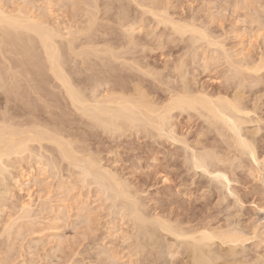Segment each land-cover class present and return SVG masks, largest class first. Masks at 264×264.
Segmentation results:
<instances>
[{"label":"rangeland","instance_id":"374dc122","mask_svg":"<svg viewBox=\"0 0 264 264\" xmlns=\"http://www.w3.org/2000/svg\"><path fill=\"white\" fill-rule=\"evenodd\" d=\"M23 1L24 0L22 1L20 0L19 2H23ZM34 1L36 2L38 1L37 5L39 6H42L44 1L48 2V0H34ZM60 1L62 0H50V2L52 3V7L50 5L51 3L49 2L50 9L54 8L52 10L53 13L58 15L57 16L54 14V16L51 17L49 14L48 16L51 17L50 19L51 21H57V19L58 20L60 19L61 20V21L59 20L60 23L58 22L57 23L61 25V22L64 21L62 24L64 25L65 23L64 27H66L67 25L71 24L70 22L71 19H72V23L83 19L84 17L83 15L85 12V11L83 12V9L86 6L85 4L83 7L77 8V6H82L83 2H85L86 0L85 1L83 0V2L81 3L82 5L79 3L82 0L76 1L77 3H79V5H77L76 3L77 6L73 4V2H70V0H67V1L63 0L65 2L64 3L65 6L63 5V1L62 2ZM114 1H115V4H114ZM114 1L113 0H111V2L108 1L109 3H111V5L108 3L109 5L108 8L111 6V9H112V11L110 10V8L108 9L110 10V12L108 11V15H113V16H116V14L120 15V12L122 13L121 7H124L126 10H128L129 12L128 11L127 12L129 15H133V16L140 15L139 14L140 9H136L135 11V8L137 6L135 7L134 3H131L129 0H128L129 2L127 0L126 1L124 0L123 1L124 4L123 3L119 4L121 0H118V1L114 0ZM163 1L164 0H161V1L159 0L158 2L162 3ZM238 1L240 2L239 4H237ZM246 1L249 2V0H244V1H241V0H168L167 1L166 0L164 3H162L161 7H163L166 4L165 8H169L167 10H168V13H170V16L174 15L173 17L177 19L178 21L183 19L181 20L182 22L180 21L181 23L189 22L187 20L190 19V21L196 20L197 22L195 21V23H197V25L199 23L202 26L206 25L207 27L205 26V28L206 29L208 28V30L210 28V30L212 31L211 33L209 30V33L211 35L214 36L215 34L218 38L221 37L220 39H217L216 36L214 38L216 39V41L219 40V43L222 41L221 45L223 46L225 45L224 49L226 48L225 50H227L229 55L232 56L233 61L241 62L240 60H243V59L244 61L245 60L247 61V59L249 58L247 62L250 63L252 60L253 63L251 62V64L253 66L254 62L255 64H259L260 63L259 61L261 60V58L264 57L263 56L264 55V0H250L249 4ZM158 2L157 4H160ZM166 2H168V5ZM57 3H60V5L59 4L57 5ZM241 3L244 7L241 6ZM105 4H106V1H105ZM113 5H116V7H114ZM126 5H128L130 8ZM246 6L248 8H246ZM74 7H76L75 9H80L83 13L80 10L79 11L82 14L78 10H75L77 11L76 12L77 14H76L75 11L72 10V8ZM119 8L121 9L119 10ZM255 10L258 12L257 15H256ZM104 11L105 10H102V12ZM73 13H74V16L76 15V17H78L77 15H79L80 19L79 17L75 19V17L72 16ZM251 14H253L254 16ZM56 16H57V19L53 20ZM113 16H107L106 14L105 17L111 18ZM250 16H253V18L251 17L253 21L249 19ZM179 17L180 19H178ZM113 18H111V23L113 22ZM147 18L146 19L148 21L146 20L147 21L146 24L147 25L150 24L151 27L147 26L149 27L148 30L146 29V31H143L144 33L138 36L140 37L138 38V40L140 39L139 40L140 42L138 41L139 44L143 46L145 44V46L137 47L138 52L135 49L134 53L139 54L143 49L144 51H142L139 55H136L135 58L137 59L141 58L138 60L139 63L143 61L141 63L142 66L144 65L143 67L145 68L146 67L149 68L148 66H150L151 67L150 70L153 71L154 74L157 72L155 76L157 75L159 77L157 78L155 82L154 81L155 79L153 80L152 77L143 75L142 73L139 74L138 72L133 71L131 73L133 75L135 74L134 75L135 77L139 75L138 77L142 79L143 76H145L142 80H140L138 77L137 78L133 77L135 78V81L139 80L140 82H142L146 80L147 82L146 81L143 82L144 87L146 88L149 87L148 90L151 89L152 91L156 89L155 90L157 92L156 96L161 95L162 97L163 95L164 96L166 95V89L168 90V88L171 87L172 85L171 83H174V85L172 86L176 87L178 84L177 87H181L182 86V84L180 83L181 81L179 80L178 76L176 77L175 75L176 73H174L173 70L176 66L177 61L181 58V56H183V54H185V51L188 52V49H189L187 58L189 57L190 58L186 59L187 61L186 65L188 66L186 67V70L188 68L189 71L187 70V73L189 74V76H191L189 80L191 81V85L193 83V86H192L193 89H195L196 87L200 88L204 86V89H206V91L212 95L214 94L216 95L217 93H221V92L226 93L227 91L232 92V90L236 86L235 83H237V80H235L236 78H233L235 76L232 77L233 75L231 73L233 72L232 68H230V66L228 67L229 64L226 61H224L225 59L224 60L222 59V61L220 62H217L215 60L217 55L220 57L223 56V53H224L223 50L217 47V53H216L215 46L211 47L212 51L210 49L207 50V48H210V47H208L205 41L203 43L202 42L198 43L195 46V48L192 47L191 44H190L191 46L190 47L188 42L186 41L182 42L181 39H180V42H181L180 43L179 39H177L179 37L177 38H174L173 36L169 37L170 32L168 30L164 29V27H161V26L159 28L156 27L155 22L154 21L152 22L153 19H151L152 17L150 15ZM74 19L77 21H73ZM256 19L259 20V23L256 22L257 21ZM67 21H69L70 23H68ZM84 21H85V17H84ZM103 22L105 23V21ZM113 24H111L110 27ZM200 24L198 26H201ZM63 25L61 27H63ZM113 27H115V25L112 26V29H116ZM150 30H153L155 32L153 31L150 32ZM114 31H117V30H113L112 35L113 33L114 35H116L115 34L116 32ZM164 35L167 36L168 38L165 37ZM157 37H160L161 39L159 38V40H157L158 39ZM172 38H173V41L175 40L174 42L172 41ZM167 39L171 41H168ZM147 46L149 48L151 46L150 50H147L149 49L147 48ZM187 46H189L191 49L193 48L192 49L193 52ZM203 47L204 49L206 48V50H204ZM140 48H143V49H140ZM218 49L221 50L223 53L220 52ZM151 50L153 51L151 52ZM196 52H199L200 57L196 58V56H199L198 53L196 55ZM145 53L147 54V56L145 55ZM204 55L205 56L207 55L209 59L208 57L206 58ZM214 55L216 56L212 64L211 60H212V57H214ZM144 56L145 58L147 57V59L144 60ZM260 56L261 58H259ZM193 57L195 60L192 59ZM238 57L240 58L238 59ZM202 58L204 61L201 60ZM174 60H175V64H174ZM205 61L209 63L211 68L209 67V65H205L206 64ZM203 65L207 67L206 68L207 70L205 69ZM171 66L173 70L171 69ZM155 67L157 69H155ZM159 72H160L161 77L160 75H158ZM172 72L174 73L175 76L173 75ZM229 72L232 75H230ZM161 73H163V75ZM260 75H261L260 79L259 77L257 78V76L255 77L254 75H251L252 77L250 79L251 81L253 80L254 77L255 79H259V80L256 82V85L253 84L254 87H252V84L251 85L248 84L249 87L247 86L246 88L245 86L244 88L246 89V91L244 92H247V93H244L246 95L245 97H247V100L246 98L244 100L245 101L244 104L246 105V108H248L247 110L250 113L255 108L256 109L253 111V113L251 112L248 116L244 117V120L245 118L247 119V121L249 119L250 120L248 122L246 121L247 123L244 124L242 127L245 138L247 137L256 146L255 149H257L256 153L258 156V163H255L254 161L252 162V159L244 155L242 156L239 155V157L241 156L242 158L240 157V160H238L239 158L236 161L234 160L235 162H233L234 164L232 163L233 165L232 164L222 165V164L217 163L216 161L212 162L213 165L216 164V166H219V167L221 166L224 168L226 167L225 174L228 173V175L227 174L226 175L231 181L230 185H228L227 182L224 183L222 179L218 180L217 178H215L214 175H209V173H205L202 170L193 169L192 166H190V163L186 162L187 160L186 157L190 159L191 151L187 150L186 147L181 143L172 142L171 140L170 141L165 140L166 138L165 139L164 138L154 139L153 137H151L150 139V136H147L146 134H143V133L138 134V136L137 135L135 136V134L134 135L127 134L126 137L125 136L118 137L117 135H112V134H110L111 135L110 136L109 133L107 134L106 132L103 133V131L99 128L98 130L97 128H90L89 126H87V123L89 124V122H87L86 119L85 120L82 119L81 116L77 117L78 116L77 113L76 115L69 113L70 108H68L69 110L68 109L66 110V108H64V106L65 107H68V106L61 103L62 100H60L61 98L59 94L60 93L59 89L53 90L54 88L53 85H55V83H52L53 88L52 90L51 89L50 90L51 91L58 90L57 92L59 93L53 92L56 94V96L53 97L55 99L54 101H52L53 100L52 95H55V94L51 92L52 95H50L51 100L49 102L50 104L52 101V103L50 104L51 108L49 109H51V111H54V112H51L50 110L49 111L50 113L54 114V115L53 114H50V115L51 116L53 115V117H55L54 118L55 122H54L53 117L49 118L50 115H47L49 119L46 116V121L48 123L53 122V124L54 123L56 124V121H57V124H58L59 121L64 119L62 120L64 121L63 125L61 124L64 127L60 129L61 126L60 127L57 126L59 127L58 129L63 130L62 132L66 131L68 134L71 133L73 129L74 131L76 130L75 132L73 131L75 133L74 135L72 132V135L74 136V138L75 137L77 138V135L79 133L78 138L84 142V143L81 142V140L77 138V140L81 142V144H78V146L79 145L83 146L85 144L83 148H86V146L90 145L89 146L90 149H87L88 148L87 147L86 150L88 151L92 150L95 153L94 154L92 152L95 156L97 157L99 156L100 158L99 157L98 158L101 159L103 163L102 165L105 164L106 168L108 166L109 169H112V171H114V173L117 172V175H119V177L121 176L120 178L121 180L127 179L126 180L127 183H129L130 181L129 184L133 186V187L131 186L133 188L132 190L136 191V193L135 192L134 193L137 194L139 192L137 195L138 199H140L143 205L145 203L144 205L145 207L143 206L145 210L143 209L144 210L143 212L148 218L150 217L152 218L154 217V215L155 216L159 215L164 219L170 218V221L173 222L174 225L177 223V224L182 225L183 228L196 227V225L198 227V226H203L205 224L209 225L211 223L209 226L214 225L213 226L214 228L221 226L223 227V229H228V228L230 229L231 227V229L235 228L242 233L244 232L243 234L244 235L246 234L245 236H247L248 238L247 237L246 238L249 240H246V242L243 245H240L239 247H237V250H236L237 252H235L236 253L235 255L233 254L231 255L230 248H228L229 247L228 245L219 246L220 243L216 242L214 246H212V248L214 247L216 251L211 248L213 250L212 251L213 255L215 254L214 257L212 254L211 256L214 259H216L217 264H223V262L224 263L228 262V264L229 262L230 264L232 263L233 264H264V259H263L264 258V243H262L263 240H261L262 239L261 233H263L262 230L264 226L263 225L264 215H263V212L260 210V208L264 205V68L261 71ZM192 76L195 80L194 82L193 80H191L193 79ZM146 77H149V78H146ZM170 77L172 79L175 77L173 79L175 82L170 80L171 79ZM229 77H232V78H229ZM261 77L263 80L261 79ZM165 78H166V82L169 81L167 82V84L169 83L170 86L167 84L163 86L164 84L163 81H165ZM158 79L162 81V85L160 82H159L160 85L157 83L159 81ZM232 79L235 80L236 82L233 83V81H231ZM151 80L152 82H150ZM129 81H132V80H129ZM135 81L133 80L132 82L130 83L127 82V83H129V86L130 85L132 86V83H134ZM151 84L154 86H152ZM148 85H150L151 87ZM166 85L169 87H167ZM155 86H158V90H157V87ZM229 87L231 89H229ZM155 91L153 92L154 94H155ZM57 95H58V98H56ZM0 96H2L0 97V107H1L0 109H2L1 112L3 113L4 112L3 110H5L7 107H4L2 105L4 104L6 105V101L4 102L3 95L0 94ZM53 102L54 103L58 102L56 103L57 106L53 104ZM63 103H64V99H63ZM10 104L11 103L8 104L9 107L7 108L6 111H8V109H11V108L15 110V107L13 105L14 103L12 104L13 106H11ZM21 104L22 103H20V105ZM58 105L60 107H58ZM56 107H58L59 109H57L58 111H56L55 113ZM60 109L62 110L61 113H60ZM63 110L66 113H64ZM255 113L256 115H254ZM63 114L64 115L67 114V117H66L67 120L65 119L66 115L62 117ZM189 114L191 117L187 113L181 114L180 112L175 111V114H174L175 117H173L174 120L172 121L174 122L173 124L175 125V126L173 125L175 128V129L173 128L174 131L175 132L178 131L176 133L177 137L178 135H181L179 136L180 138H184V139L188 138L187 141H189L188 143L190 145L191 144L193 145L196 139H200L202 141L204 140L205 141L204 144H206V146L208 145V147L209 145L214 146V147L217 146V150L220 149L221 152L219 153L225 156L224 158L226 157L230 158V156L232 157L233 153L235 152L231 151V150H234L233 148L230 149L229 145H231L232 143L230 142L231 141L230 139H227L229 136L226 135L225 139H223L224 137H220L219 134H217V131H213L215 129L210 127V125L207 124L204 121V119H201L200 117H198L196 113L194 114V112L193 113L191 112ZM71 115H73L72 119H71ZM59 117H62V118H59ZM68 118L69 120H71L70 122L68 121ZM48 120H50L51 122H49ZM80 120L82 121V123L78 122ZM84 123L86 124V126ZM73 124H75L76 126ZM82 124H84V126L87 128H85ZM70 125H71L72 130L69 128ZM76 128L77 129L79 128V129L77 130ZM87 129L89 130L88 132H87ZM96 130L98 131L99 134L97 133ZM85 131L87 132V134ZM252 132L253 134H249ZM80 133L82 134V136ZM201 133L205 134V136L203 137L200 136ZM113 136L116 138V140ZM226 141L229 143H227ZM44 144H45L44 147H49V148H44L42 151L40 149L39 150L35 149V151L37 152L40 151L41 153H39L38 155L40 156L42 155L45 157L43 159H41L42 156L41 158L36 157L38 159V160L36 159L37 162L36 160H34L35 158H33L34 161L33 160L29 161L31 163L28 162L27 164L22 163L21 167L17 164H15L14 169H12L13 167H10L9 170L11 172L9 171L10 173L7 174L10 177H7L8 181H6L7 185H9L8 186L9 193L3 190L5 192L4 193L2 190H0V192L1 191L3 192V193L2 192L0 193V203L2 202L4 203L5 201V204H7V205H3L5 207L7 206L6 209H4L2 205L0 207L1 208L0 209V229L6 228V226H8L9 221H10L11 226H12L11 228H13L11 229L12 230L11 232L15 234L13 235L11 233L12 234L11 239H14V242L16 243V244L14 243V246L13 244L12 245L8 244L10 247L9 246L7 247L6 239L8 236L6 237L5 235V237L3 236V238L2 236L0 237V240H1L0 247L2 245V247L0 248L1 249L0 250V262L1 260H3V257H5L3 261L6 264H7L6 261H9V260H11L12 262L10 261L8 264L10 263L11 264H24V263L26 264H185V263L188 264V262L192 264L193 259L191 260L189 259L192 257L190 256L188 251H186L187 250L186 245L184 244L185 241H182V239L180 240L176 239L175 237L168 235L167 233L165 234V232L163 233V231H160V230L156 231V234L154 233L157 236L153 235L155 236L153 238L152 234L155 231L150 226L149 227L151 229H148L149 227L147 229L149 231L151 230V232H148L150 233L151 236H149V234L147 236L146 232L148 230L145 228L144 229L138 228V229L133 230L132 222H130L128 219L126 220L122 219L121 213L124 210L126 204L124 206L123 205L124 203L122 201L115 200L112 197L111 193H108L107 194L108 196L106 195L107 197H109V199H107L108 201L105 200L104 203L102 204V200H100L102 198H100L101 195L98 192V187L92 184L91 186L86 187L85 189V187L81 184V182L79 183L80 180L78 179V177L76 179V175H73V173H71L72 176L71 174L69 175L70 171L67 170L68 165L66 162H63V165H62V161L58 157L59 154L57 150H55V147L53 148L52 147L53 145H50V144L49 145L46 143ZM34 145H36L35 146L36 148H39L37 144H34ZM45 149L47 153L49 154L43 152ZM47 149H50L49 150L50 152ZM186 150L188 151L189 154H187ZM53 151H55L58 156ZM226 152H233V153H229L230 156H228L229 154ZM44 153L47 155H45ZM52 153H54L55 155H53ZM50 154L51 156H54V157L53 158L50 157ZM56 156L58 157V159H56ZM48 158H49V160H47L48 163H50L52 160H55V159L58 161V164L60 165H59V169L57 167V171L59 173V171L61 170L60 171L61 174L60 173L58 174L56 169L52 168L51 165H48V167L51 166L50 168L52 169H49L48 170L49 172L47 171L48 167L45 168V166H47L45 162H47L46 159ZM43 162L45 165L42 164ZM61 165L62 167H60ZM64 165H66L67 167L65 168ZM38 168L40 170L43 169L46 173H44L43 170L39 171ZM76 172L77 170H74L75 174ZM13 177H15V180L19 179L18 181L19 183H16L13 180L14 179ZM9 178L12 180H10ZM164 178H167V179H164ZM61 184L63 185L66 184L64 187H66L67 189L69 188V191L71 193L69 192V194L67 193L65 196V191L63 189L61 190L62 188ZM10 190L12 192H10ZM9 195L10 196L12 195V196L10 197ZM7 196H9V198ZM1 197L2 198L4 197V199L2 200ZM29 197L30 198L32 197V198L30 199ZM7 200L8 202L6 203ZM29 202H32L30 203V205L32 206V209H33L32 215L34 216L32 217L33 219L31 218V220L29 218L30 223H29V220L27 221L23 219L17 221L16 224L13 221L11 222V219L15 220V218L19 216L16 210L19 211V208L21 207L20 203L29 204ZM16 205H18L19 207ZM16 207H18V209ZM42 207H44L47 210L43 211ZM81 208L84 209V210L82 209L83 211L81 210L82 212L79 211V209ZM39 209H41L44 214L41 213L42 212L41 210L38 211ZM87 209L88 211L89 210L93 211L91 212V215H90L91 218L93 217L92 225H89L93 229V231L90 230L91 232H87L89 231L87 229L88 223L87 222L84 223L83 221L85 220L83 218H82L83 220L80 219L82 214H83L82 216H85V214L90 213V211L88 212ZM62 210L64 211V213ZM36 213L38 215H36ZM11 216H14L15 218L14 217L12 218ZM10 217L11 219H8ZM21 221H24V222H21ZM80 221H82L83 223L82 222L80 223ZM3 222L5 225L2 224ZM12 224L13 225L15 224V227ZM255 227L256 228L259 227L257 228V231L261 235L259 234L260 236L258 237L255 236V234L253 235V233H251L253 232V229ZM17 230H21V234L17 233L18 232ZM24 231L25 233L27 232V234H25ZM28 232H30V234ZM128 232H130L129 233L130 235L134 234L133 236L131 235L133 237L132 239L134 240H129L130 242H127L125 240L126 234H128ZM157 232H159V234H157ZM123 235H125V237ZM19 236L20 238L18 239L17 237ZM21 236L22 237L25 236V238H22ZM58 237L61 239V241H63L62 244L60 243L61 241H59L60 239ZM137 237L138 239L140 237L139 243L141 242L140 244H143L145 246V250L141 253L142 254L141 256H135L133 258L131 254H129L130 253L129 250H131L129 248V245L130 243H133V244L135 243L134 244L135 246L139 244L137 241L138 240ZM150 237L152 238V240L150 239ZM3 239L6 241H4ZM21 239L22 240L24 239V241L21 242ZM7 242L9 243V238ZM10 243H11V240H10ZM99 245L103 246V248L100 247ZM4 246H6L9 251ZM11 246L14 248V251L13 250L10 251L9 248H12ZM20 246H24V248L23 247L20 248ZM135 246H133V249ZM155 247H156V251H155ZM102 250H104V252ZM105 251L106 253L108 252L107 255L109 256L106 255ZM219 251L222 254H220ZM5 252L6 253L8 252V253L5 254ZM98 252L100 254H98ZM170 252H173V253L175 252L177 254H174L175 256L173 257H169ZM216 252H217V255H216ZM3 253L5 254L4 256H3ZM166 253H168V257L166 256ZM224 253L227 256L229 254L230 255L226 257ZM9 254L14 257H10V256L7 257L6 255H9ZM218 254L219 256L221 255V257H219ZM111 255H115V256H111ZM7 258L8 259L13 258V259L8 260ZM115 260L116 262H114Z\"/></svg>","mask_w":264,"mask_h":264},{"label":"bare ground","instance_id":"6f19581e","mask_svg":"<svg viewBox=\"0 0 264 264\" xmlns=\"http://www.w3.org/2000/svg\"><path fill=\"white\" fill-rule=\"evenodd\" d=\"M19 1L20 0H0V94L4 96V99H3L4 102L6 101V105L4 104L2 106L8 108L9 107L8 104L11 103L10 105L11 106L14 105V107H15V110H14L10 106L11 109H8V111H6L7 108L5 109L3 107L5 109V110H3L4 111L3 113L1 112L2 109H0V190H2V191L4 190L5 192L9 191V189H8L9 185H7L6 181H8L7 177H10L7 175L8 173L11 172L9 170L10 167H13L12 169H14L15 164H17L21 167L22 163L27 164L29 161H32L33 158H35L34 160H36L37 158H41L42 155L41 156L38 155L41 152L40 151L37 152V151H35V149L36 150L40 149L42 151L44 148H49V147H44V145H45L44 143H46L48 145L50 144V145H53L52 146L53 148L55 147V150H57L59 156L56 154L55 151H53V152H55V154L60 158V160L62 161V165H63V162L67 163V165H68L67 170L70 171L69 175L71 173H73V175H76V179L78 177V179L80 180L79 183L81 182V184L85 187V189H86V187H89L92 184L96 185L98 187V192L101 195L100 198H102V199H100V200H102V204L104 203L105 200L109 199V197H107L108 193H111L112 197L115 200L122 201L124 203L123 204L124 206L126 204L124 210L121 213L122 219L123 220L128 219L130 222H132L133 230L138 229V228L147 229L150 226L155 231V232H153V234L151 233L152 236L156 234V231L160 230V231H163V233L165 232V234L167 233L168 235L175 237L176 239H179V240L182 239V241H185L184 244L186 245V249H187V250L186 249L185 250L188 251V253L192 257L189 259L190 260L193 259L192 264H217L216 259L213 258L215 254L213 255V253H212V251H213L212 249H214V247L212 248V246H214V244L216 242L220 243L219 246L228 245L229 246L228 248H230L231 255L232 254L235 255L236 254L235 252H237L236 251L237 247H239L240 245H243L246 242V240H249V239H247L248 237L245 236L246 234L245 235L243 234L244 232L242 233L235 228L231 229V227H230V229L229 228L223 229V227H221V226L219 227L218 225H217L218 227L214 228L213 227L214 225L209 226L211 223L210 224L208 223L209 225L205 224L203 226H198V227L196 225V227L183 228L182 225H180V224L176 223L177 225L176 224L174 225L173 222L170 221V218H167L168 219L167 220V219L162 218L159 215H156V216L154 215V217L148 218L145 215V213L143 212L145 210L143 208L145 203L143 205L142 202L140 201V199H138L137 195L139 192L137 194H135L136 191H133L132 190L133 186L129 184L130 181H129V183H127V181H126L127 179L121 180L120 179L121 176L119 177V175H117V172L114 173V171H112V169H109L108 166L106 168L105 164L102 165L103 163H102L101 159H99L100 158L99 156H98L99 158L97 156H95L94 155L95 153L92 150H89V151L86 150L87 147H88L87 149H90L89 148L90 145L86 146V148H83V146L85 144L83 146L82 145L78 146V144H81V142H83V141L78 138L79 133L77 135V138L79 140H81V142L79 140H77L76 137L74 138L73 135L75 134L74 132L76 130L74 131V129H73L74 132L71 131L72 130L71 129L72 124L69 127L71 129V130H69V131H71V133L68 134L65 130L64 131L66 133L62 132L63 130H60V129H62V127H64V126H62L64 123V121H62V120H64V119L59 121L58 124H57V121H56V124L55 123L53 124V122L50 121L51 119L48 120L49 122H51L53 124L52 125L51 123H48L46 121V116L53 114V113H50L51 109H49V108H51L50 104L55 99L53 97L56 96V94L53 92L58 91V90L57 91H51L53 88L52 83H55V85H53L54 86L53 90L59 89L60 93L59 92H57V93L60 94L61 99L60 98L59 99L62 100V102L61 101L60 102L64 105L68 106V107L64 106V108H66V110L68 108H70V110L68 109L69 113H72L73 115L74 114L76 115V113H77L78 114L77 117L81 116L82 119H84V120L86 119L87 122H89V124L86 122L87 126H89L90 128H97V130L99 128L103 131V133L106 132V134L109 133V135L110 134L117 135L118 137H122V136L126 137L127 134H131V135L135 134V136L136 135L138 136V134L143 133V134H146L147 136H150V139H151V137H153L154 139H156V138H159V139L164 138L165 139L166 138L165 140H169V141L171 140L172 142L181 143L186 147L187 150L191 151L190 152V154H191L190 159L188 157H186L187 158L186 162L187 163L189 162L190 166H192L193 169L202 170L205 173H209V175H214L215 178H217L218 180L222 179L224 181V183L227 182L228 185H230L231 181L227 176L228 173H226L227 175L225 174V171H226L225 168L226 167L224 168L221 166L222 167L221 168L219 166H216V164L213 165L212 162L216 161L217 163L222 164V165L223 164H230L231 165L238 158H239L238 160H240V157L242 155H244V156L252 159V162L254 161L255 163H258V156L256 153L257 149H255L256 146L247 137L245 138V136L243 134V129H242L243 125L246 124L250 120L249 119L247 121L246 118L244 120V117L248 116L251 112L253 113V111L256 109L255 108L250 113L247 110L248 108H246V105L244 104L245 98L247 100V97H245L246 95L244 93H247V92H244V91H246V89H244V88H245V86L247 88L248 84H250V85L252 84V87H254V85H256V82L260 79L261 71L264 68V57L261 58V56H260L259 57V58H261V60L259 61L260 63L255 64V62H254L253 66L251 64V62L253 63L252 60L250 63L247 62L249 58L247 59V61L246 60L244 61V59L240 60L241 62L233 61L232 56H230L228 51L225 50L226 48L224 49L225 45L224 46L221 45L222 41L220 43H219V40L216 41V39L214 38L216 35L215 34H214V36L211 35L209 33L210 28H209V30H208V28L206 29L205 28L206 25H203L204 26L203 27L199 23L202 27L198 26L199 24L197 25V23H195L196 20L190 21L189 18H188L189 20H187V18H186V20L189 22H184L185 21L184 20L183 21L184 23H181L182 22L181 20H183V19H181L180 20L181 22H180L173 17L174 15L170 16V13H168V10H167L169 8H165L166 4L163 7H161L162 3H164L166 0H164L162 3L158 2L159 0H157V1L151 0V2H150V0L149 1L148 0H129L131 3H134L135 7L136 6L138 7V8L137 7L135 8V11H136V9H140L139 11L141 13L139 12L140 15H137V16L129 15L128 14L129 11L126 10L124 7H121L119 5V4H122L124 1V0H121L118 5L122 8V9L119 8V10L121 9L122 13L120 12V15L116 14L117 18H116V16L108 15V11L109 12H110V10L112 11L111 6L109 7L110 10H108L109 9L108 8V6H109L108 1L111 2V0H104V1L102 0V2H101V0H86V1L84 0L85 2H83V0L82 1L79 0V1H81V2H79L80 4L83 2V5L81 4L82 6H77V5H79V3L76 2L78 0H70V2H73V4H75V5L77 3V5H76L77 8L83 7L85 4L86 9L85 8H84L85 10L83 9V12L85 11L84 15H83L85 17V21H84L83 16H82L83 19L81 18L83 20V22H82V20H79V21L75 20L76 18L79 17V15H77L78 17H76V15L74 16V13H73L72 16L75 17V19L73 21H77V22L72 23V19H71V21H70L71 24L67 25L66 27H64L65 23H64V25L62 24L64 21L61 22V25L58 24V23H60L59 22L60 19L58 20L57 19L58 15L53 13L52 10L54 8L50 9V5L52 7V3L50 2V0H48V2L44 1L43 4L45 6L43 4H42V6L37 5L38 1L36 2L34 0H24L23 2H19ZM62 1H60V2H62ZM105 1H106V4H105ZM241 1H244V0H241ZM100 2L103 6L105 5L104 7L107 9V11L100 4ZM103 2H104V4H103ZM157 2L160 4H157ZM246 2H248V1H246ZM249 2H250V0H249ZM249 2H248V4H249ZM64 3L65 2L63 1V5L65 6ZM166 3L168 5V2H166ZM239 3L240 2L238 1L237 4H239ZM58 4L60 5V3H57V5ZM109 4L111 5V3H109ZM114 4H115V1H114ZM134 5H132V6H134ZM69 6H71V5H69ZM113 6L116 7V5H113ZM126 6H128V5H126ZM241 6H243L242 3H241ZM128 7H127V9H128ZM235 7H237V6H235ZM69 8H71V7H69ZM75 8L76 7L72 8V10H74V11L80 10V9H75ZM246 8H248V7L246 6ZM102 10H105V11L102 12ZM129 10H131V9H129ZM76 12L77 11H75V13ZM133 12H134V10H133ZM100 13H102V14H100ZM49 14L51 17L54 16V14L57 15L55 18L53 17L54 18L53 20L57 19V21H51L50 20L51 17L48 16ZM106 14H107V16H113L114 17V18L111 17V18H113L112 23H111V18L105 17ZM130 14H131V12H130ZM173 14H175V13H173ZM257 14H258V12L256 11V15ZM149 15L152 17L151 19H153L152 22L153 21L155 22L156 27H158V28L160 26L164 27V29H166L170 32L169 37H171V36H173L174 38L179 37V38H177V39H179V42L181 39L182 42L186 41V42H188L189 46L191 44V46L195 48V46L198 43H200V42L203 43L205 41V43L208 45V47H210V48H207V50H209V49L211 50V47H213V46L216 47V51H215L216 53H217V47H219V49L223 50L224 53L218 49L220 52L223 53V56L220 57L217 55L218 58L216 57L215 60L217 62H220V61H222V59L223 60L225 59L224 61H226L229 64L228 67L230 66V68H232L233 72H231V73L233 75L230 74V72H229V74L232 75V77L235 76L233 78H236L235 80H237V83H235L236 86H235V88L233 87L234 89L232 90V92L227 91L225 93L223 91L224 93H222L221 92L222 90H221L220 91L221 93H217L216 95L215 94L212 95L209 92H207L206 89H204V86L203 87L199 86L200 88L196 87L197 90H196V88L193 89V87H192L193 83L191 85V81L189 80L191 78V76H189V74L187 73L188 68L186 70V67H188L186 65V63H187L186 59L190 58V57L187 58V54L189 53V49H188V52L185 51V54H183V56H181V58L177 61L174 70L172 69V66H171V69L174 71V73H176L175 74L176 77L178 76L179 80L181 81L180 82L182 84L181 87H177L178 84L176 87L172 86V85H174V83H171L172 85H171V87H169L170 86L169 83L167 84V82H169V81L166 82V78H165V81H163L164 82L163 86L165 84H167L169 86H167V85L166 86L169 88H168V90L166 89V95L164 96L162 94L163 95V97H162L161 95L156 96L157 95V92L155 91L156 89L154 90L155 91V94H154L153 93L154 91H152L151 89H149V90H151L152 92L148 90L149 87L148 88L144 87L143 82L146 80H144L142 82H140L139 80H136L137 81L136 82L135 78H137L139 76L138 73L139 74L142 73L143 75L152 77L153 80L155 79L154 80L155 82H156L157 78L159 77L157 75L155 76V74H157V72L154 74V72L150 70V68H151L150 66H148L149 68L146 67L147 69L145 67H143L144 65L142 66V64H141L143 61L142 62L140 61L141 63H139L138 60L141 58H139V59L135 58L136 55H139L142 51H144L143 48H140L143 50L139 54L134 53L135 49L137 51V47H139V46L144 47L145 46V44H144V46L139 44L140 39L138 40V38H140V37H138V36L140 34L144 33L143 31H146V29L148 30L149 27H147V26L151 27L150 24L149 25L146 24V22L148 21L147 19H149V18H147ZM171 15H172V13H171ZM210 15H212V14H210ZM251 15H253V14H251ZM253 16H250L249 19H251V17L253 18ZM48 17H50V18H48ZM193 18H194V16H193ZM255 18H254V20H255ZM79 19H80V17H79ZM178 19H180V17ZM103 21H105V23ZM251 21H253V20L251 19ZM67 22L70 23L69 21H67ZM256 22L259 23V20H257ZM109 23H111V24L114 23L112 26L115 25V27H113V28H116V29H112V26L110 27L111 24H109ZM202 23H204V22H202ZM62 25H63V27H61ZM152 26H154V25H152ZM113 30H117V31H114V32H116L115 33L116 35H114V33L112 35ZM151 31H153V30H150V32ZM155 31H156V29H155ZM155 31H153V32H155ZM210 32L212 33L211 30H210ZM160 37H161V35H160ZM160 37H157L158 38L157 40H159ZM165 37H167V36H165ZM220 38L217 37V39H220ZM169 39H171V38H169ZM169 39H167V40L171 41ZM172 41H173V38H172ZM141 44H143V43H141ZM159 45H160V43H159ZM162 45H163V43H162ZM189 46H187V47H189ZM147 48H149V47L147 46ZM150 48H151V46H150ZM150 48L147 50H150ZM140 49H139V51H140ZM145 49H146V47H145ZM155 49H153V50H155ZM192 49H191V51H192ZM203 49H204V47H203ZM153 50H151V52ZM204 50H206V48ZM197 53L199 54V52H196V55H197ZM242 53H243V51H242ZM145 55L147 56L146 53H145ZM188 56H190V55H188ZM215 56L216 55H214V57H212V60L210 59L212 61V64H213V60H214ZM140 57H142V56H140ZM198 57H200V54H199V56H196V58H198ZM205 57L207 58L208 56L206 55ZM239 58L240 57H238V59ZM145 59H147V57L145 58V56H144V60ZM192 59H194V57ZM208 59H209V57H208ZM201 60H203V58ZM146 61H148V60H146ZM146 61H145V63H146ZM256 62H257V60H256ZM205 63H204L205 65H209L208 62L205 61ZM174 64H175V60H174ZM172 65H173V63H172ZM209 67H210V65H209ZM153 68H154V66H153ZM206 68L207 67H205V69ZM155 69H157V68L155 67ZM133 71L138 72L137 77L134 76L135 74L133 75L131 73ZM174 73H173V75H174ZM161 74L163 75V73H161ZM158 75H160V72ZM251 75H254L255 77L257 76V78L259 77V79H255V77L253 76L254 78L251 81L250 80L252 78ZM133 77H135V78H133ZM144 77L145 76H143V78ZM149 77H146V78H149ZM160 77H161V75H160ZM232 77H229V78H232ZM262 77H263V75H262ZM262 77H261V79H262ZM152 78H150V79H152ZM168 78H167V80H168ZM192 78H193V76H192ZM142 79H140V80H142ZM173 79L171 78L170 80L174 81ZM129 80L135 81L134 83H132V86L131 85L129 86V83L132 82ZM158 80L159 81L157 83L159 85L161 83V85H162V81H160V79H158ZM191 80H193V82L195 81L194 78ZM235 80L232 79L231 81H233V83H234V82H236ZM127 82H129V83H127ZM150 82H152V80ZM126 84H128V85H126ZM148 84H149V82H148ZM148 86H150V85H148ZM152 86H154V85H152ZM155 87H157V90H158V86H155ZM230 87H229V89H231ZM161 88H163V87H161ZM164 91H165V89H164ZM51 92L55 95H52ZM50 95H52L53 100L49 104V102L51 100ZM58 95L56 98H58ZM0 97H2V96H0ZM62 98L64 99V103H63ZM20 103H22V104L20 105ZM56 103H58V102H56ZM56 103L53 102V104H55L57 106ZM58 107H60V106L58 105ZM58 107H56L55 113H56V111H58L57 110V109H59ZM52 108H53V106H52ZM61 109H60V113L62 111ZM249 110H251V109H249ZM175 111H178L181 114L187 113L189 116H190L189 113L194 112V114L196 113L198 115V117H200L201 119H204V121L207 124H209L210 127L214 128L215 130H213V131H217V134H219L220 137H224L223 139H225L226 135L229 136L227 139H230L231 140L230 142L232 144L230 143L231 145H229V144L228 145L230 146V149L231 148L234 149L231 151H233L235 153H233V152H226V153H228V154L233 153L232 157L230 156V154L229 155L227 154L228 156H230V158H227V157H226L227 159L224 158L225 156H223L222 154L219 153V152H221L220 149H218L219 151L217 150V146L214 147V146L209 145V147H208V145L206 146V144H204L205 143L204 140H203L204 141L203 142L200 139H196V141L193 143V145L192 144L190 145L188 143L189 141H187L188 138H185V139L180 138L179 136H181V135H178V137H179L178 138L176 135V133L178 131L177 132L174 131L175 125L173 124L174 122L172 121V120H174L173 117H175L174 116ZM51 112H54V111H51ZM63 112H64V110H63ZM64 113H66V112H64ZM53 115L52 116L50 115L49 118H52ZM65 115L63 114L62 117L65 116V119L67 120V118H66L67 114H65ZM73 115H71V119H72ZM254 115H256V113ZM62 117H59V118H62ZM69 117H70V115H69ZM47 118H48V116H47ZM54 118L55 117H53V119ZM77 119H79V118H77ZM73 120H74V118H73ZM68 121L70 122L71 120H69V118H68ZM54 122H55V119H54ZM78 122L82 123L81 120ZM84 124H82V125L84 126ZM73 125H75V124H73ZM57 126H59V127L61 126L60 129H58L59 127H57ZM85 126H86V124H85ZM85 128H87V127H85ZM88 131L89 130L87 129V132ZM72 132H73V135H72ZM87 132H86V134H87ZM92 132H93V130H92ZM208 132H206V133H208ZM84 133H83V135H84ZM97 133H98V131H97ZM103 133H101V134H103ZM249 134H253V132L249 133ZM81 136H82V134H81ZM143 136H145V135H143ZM147 136H145V137H147ZM182 136H184V135H182ZM200 136L203 137V136H205V134L201 133ZM197 137H199V136H197ZM118 139H120V138H118ZM115 140H116V138H115ZM87 143H88V141H87ZM227 143H229V142H227ZM34 144H37L39 146V148H36L35 147L36 145H34ZM50 149H47V150L49 151ZM43 152L47 153L46 149ZM47 154H49V153H47ZM47 154H45V155H47ZM52 154L55 155L54 153H52ZM187 154H189L188 151H187ZM98 155H100V154H98ZM239 155H241V156L239 157ZM57 156H56V159H58ZM44 157L45 156H42L41 159H43ZM50 157L53 158L54 156H51V154H50ZM46 158H47V156H46ZM52 158H51V160H52ZM41 159H39V160H41ZM56 159L52 160L50 163H48V161H47V160H49V158L46 159L47 162H45V163L47 166H45V168L48 167V165H51L52 168H55L57 171V167L59 169L60 164H58V161ZM37 160H36V162H37ZM29 163H31V162H29ZM42 164H44V162ZM62 165L60 167H62ZM51 166H49L47 168V171L49 169H52V168H50ZM64 166H65V168L67 167L66 165H64ZM55 169H53V170H55ZM69 169H71V170H69ZM72 169L77 170L76 174L74 173V170H72ZM42 170L39 169V171H42ZM60 171H59V173H60ZM44 173H46V172L44 171ZM57 173H58V171H57ZM55 175H56V173H55ZM71 176H72V174H71ZM13 178H14L13 180L16 183H19L18 182L19 179L15 180V177H13ZM164 179H167V178H164ZM10 180H12V179H10ZM164 182H165V180H164ZM61 185H62L61 190L63 189L65 191V196H66V194L67 193L69 194V192H70L69 188L67 189L66 187H64L66 184L65 185L61 184ZM84 187H82V188H84ZM225 187H227V186H225ZM137 191H138V189H137ZM10 192H12V191L10 190ZM60 193H62V192H60ZM9 196H7V197L9 198ZM29 196H30V194H29ZM3 199H4V197L2 198V200ZM239 201H240V199H239ZM7 202H8V200L6 201V203ZM30 203H32V202H29V204L28 203L27 204L20 203L21 207L19 208V211L16 210L18 212L17 214H19V216L17 215L18 216L17 218H15L14 216H11L12 218L14 217L15 220H12L11 217L8 219H11V222L13 221V222H15V224L17 223V221L22 220V219L28 221L30 218V220H31V218L34 216L32 215L33 209H32V206L30 205ZM1 205L4 209H6L7 206L6 207L3 206V205H7V204H5V201H4V203L3 202L0 203V207H1ZM83 205H84V203H83ZM16 206H18V205H16ZM18 207H16V208L18 209ZM42 208H43V211L47 210L44 207H42ZM82 209L83 208L79 209V211H81ZM40 210L41 209H39L38 211H40ZM260 210L263 212V215H264V205L260 208ZM43 211L41 213H43ZM87 211H88V209H87ZM81 212H80V214H81ZM91 212H93V211H90V213L85 214V216H82L83 215L82 214L81 218H80V219L83 218L85 220L83 222L84 223L87 222L88 226L92 225V221H93L92 220L93 217L91 218V216H90ZM63 213H64V211H63ZM13 215H15V214H13ZM36 215H38V214L36 213ZM79 217H80V215H79ZM30 220H29V223H30ZM263 220H264V217H263ZM21 222H24V221H21ZM81 222L82 221H80V223ZM89 223H91V224H89ZM2 224H4V222ZM15 224L14 225L12 224V225L15 227ZM93 224H94V222H93ZM1 226H3V225H1ZM20 226H22V225H20ZM88 226H87V229L89 231H87V232H91L90 230L93 231L92 227L89 226L90 227L89 228ZM11 227L12 226H11V223L9 221V224H8V226H6V228H1L3 231L0 229V237L2 236V238H3V236L5 237V235H6V237L8 236L6 239L7 241L9 238V243L6 240H4L5 238L3 239L4 241H6L7 247L9 246L8 244H11V245L13 244V246H14V243H15L14 239H11L12 234L15 235L13 232H11L12 231L11 229H13ZM30 227H32V226H30ZM150 227L148 229H151ZM24 228H25V226H24ZM257 228H259V227H257ZM257 228L255 227L253 229V232H251V233H253V235L255 234V236H257V237L262 234L261 240H263L262 243H264V226H263V230H262L263 233H261V234L257 231ZM131 230H132V228H131ZM17 231H18L17 233L21 234V230H17ZM148 232H151V230L150 231L148 230L146 232L147 236H148V234H149V236H151L150 233H148ZM24 233H25V231H24ZM28 233L30 234V232H28ZM129 233L130 232H128V234H126V237H125V235H123L127 242H130L129 240H134V239H132L133 238L132 236L134 234H131L132 235L131 236ZM25 234H27V232ZM157 234H159V232H157ZM113 235H114V233H113ZM16 236H17V234H16ZM155 236H157V235H155ZM155 236H153V238ZM13 237H15V236H13ZM55 237H57V236H55ZM17 238L19 239L20 236ZM22 238H25V236ZM137 239H138V237H137ZM150 239L152 240L151 237H150ZM10 240H11V243H10ZM22 241H24V239L23 240L21 239V242ZM59 241H61V239ZM137 241L139 243L140 237ZM62 242L63 241H61L60 243L62 244ZM140 243L137 244L136 246L134 245L135 243L134 244L130 243V245H129V248L131 250H129L130 253L129 252L128 253L131 254V256L133 258L135 256H141L142 255L141 253L145 250V246L143 244H140ZM17 245H19V244H17ZM133 246H135L134 249H133ZM1 247H2V245H1ZM4 247H6V246H4ZM7 247H6V249H7ZM22 247L24 248V246H20V248H22ZM100 247L103 248V246H100ZM104 248H106V247H104ZM9 249H10V251H12V250L14 251L13 247L9 248ZM172 249H173V247H172ZM214 250L216 251V249H214ZM102 251L104 252V250H102ZM155 251H156V247H155ZM15 252H14V254H15ZM7 253L5 252V254H7ZM29 253H31V252H29ZM105 253H106V251H105ZM107 253H106V255H107ZM219 253H220V251H219ZM5 254L3 253V256ZM98 254H100V253L98 252ZM174 254H177V253L170 252L169 257L175 256ZM211 254L213 255V257L211 256ZM220 254H222V253H220ZM216 255H217V252H216ZM6 256L7 257H9V256L14 257V256H11L10 254L6 255ZM107 256H109V255H107ZM111 256H115V255H111ZM166 256L168 257V253H166ZM218 256H219V254H218ZM225 256L228 257L226 254H225ZM219 257H221V255ZM4 258L5 257H3V260H4ZM216 258H217V256H216ZM9 259H13V258H9ZM232 259H233V257H232ZM3 260H1L0 264L2 262L5 263ZM116 260L114 262H116ZM10 261L11 260L6 261L7 264ZM225 262H227V261H225ZM218 263H219V261H218ZM24 264H26V263H24ZM188 264H190V263L188 262ZM223 264H228V262L227 263L223 262ZM229 264H230V262H229Z\"/></svg>","mask_w":264,"mask_h":264}]
</instances>
